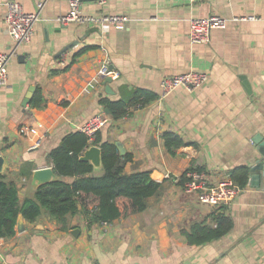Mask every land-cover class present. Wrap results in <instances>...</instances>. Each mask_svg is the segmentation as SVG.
<instances>
[{
    "label": "crops",
    "instance_id": "crops-1",
    "mask_svg": "<svg viewBox=\"0 0 264 264\" xmlns=\"http://www.w3.org/2000/svg\"><path fill=\"white\" fill-rule=\"evenodd\" d=\"M11 1L26 13L39 12L30 44L17 45L8 34ZM81 12L131 21L125 30L65 25L58 18L69 13L67 0H0V54L12 53L8 83L0 86V176L17 184L21 202L34 199L39 186L33 176L44 169L56 175L50 154L63 137L105 113L101 99L127 100L140 89L157 99L124 119L105 113L109 123L100 136L120 144L122 156H132L126 173L148 171L162 189L146 211L107 225L90 222L83 209L68 219L66 230L46 213L35 223L20 217L16 235L0 239V264H264V176L250 185L264 142V0L85 1ZM211 16L240 21L214 30L209 44L192 45L190 21ZM88 48L69 71L52 74ZM105 65L107 72L113 68L111 75L101 72ZM193 72L209 80L164 95L163 79ZM108 77L113 94L106 92ZM32 87L41 91L44 108L23 107ZM168 132L186 143L173 154L164 146ZM238 167L249 169V184L219 208L201 205L180 183L188 170L198 169L215 186ZM100 172L101 167L95 171ZM219 210L233 220L230 233L190 245L182 230L195 223L215 226L212 214Z\"/></svg>",
    "mask_w": 264,
    "mask_h": 264
},
{
    "label": "trees",
    "instance_id": "trees-1",
    "mask_svg": "<svg viewBox=\"0 0 264 264\" xmlns=\"http://www.w3.org/2000/svg\"><path fill=\"white\" fill-rule=\"evenodd\" d=\"M88 49H82L74 55L69 64L54 70L52 74L66 73L84 55ZM157 96L148 91L137 90L134 97L118 101L101 99L100 104L108 110L112 120L127 118L133 108H142ZM46 101L41 91H36L30 107L42 109ZM164 146L170 152L186 145L184 140L175 133H165ZM91 146L101 149V172L95 173L90 161L82 160V156ZM50 158L58 177L51 183L40 186L34 199L21 202L19 189L15 182L0 176V239H10L17 233L20 217L28 223H35L46 213L54 220L61 230L68 228V219L85 211L90 222L110 224L117 219L132 214H139L148 209V200L160 194L162 184L155 181L148 171L128 174L125 165L132 161L131 155L122 156L115 143L103 142L98 133L95 141L89 139L81 131L66 135L55 148ZM234 184L245 189L249 184V169L238 167L230 172ZM69 178L72 181H64ZM183 186L185 180L181 179ZM215 226L195 223L189 229L182 230L187 242L193 246H201L226 236L233 229L234 223L230 216L220 210L212 214Z\"/></svg>",
    "mask_w": 264,
    "mask_h": 264
},
{
    "label": "built area",
    "instance_id": "built-area-1",
    "mask_svg": "<svg viewBox=\"0 0 264 264\" xmlns=\"http://www.w3.org/2000/svg\"><path fill=\"white\" fill-rule=\"evenodd\" d=\"M69 4V13L66 16L58 18L62 24H82L94 27L113 26L117 30H125L131 19L124 15L99 14L97 16H85L81 12L82 0H67ZM192 2L196 0H191ZM100 5L105 4V0H96ZM39 9L43 7L39 4ZM7 14L5 25L8 34L15 44H30L35 36V25L40 20L39 12L26 13L23 6L11 1L6 3ZM253 19V18H250ZM232 21L238 22L239 18L228 20L220 16H211L205 19H192L190 21L189 41L192 45L209 44L211 42L212 32L214 30L226 29ZM12 58V53L0 54V86H6L8 83L9 72L8 65ZM107 66H103L102 73L111 75L113 72H107ZM209 80L206 73H189L185 75L172 76L163 79L162 89L164 95L172 93L179 87L188 90H194L202 87ZM109 123V118L105 113L99 114L88 121L81 132L86 134L89 143L92 144L98 133ZM185 179L184 190L188 194H197L201 205L219 208L233 202L243 191L230 179L212 185L206 173L198 169H190L183 176ZM107 225V223H103Z\"/></svg>",
    "mask_w": 264,
    "mask_h": 264
},
{
    "label": "water",
    "instance_id": "water-1",
    "mask_svg": "<svg viewBox=\"0 0 264 264\" xmlns=\"http://www.w3.org/2000/svg\"><path fill=\"white\" fill-rule=\"evenodd\" d=\"M82 1L85 2V1H96V0H82ZM74 46H75L74 44L68 46L67 48L62 50L58 54V56H61L69 49H72ZM112 71H113V68L109 67V72H112ZM111 82H112L111 77L106 78V80L104 81L106 92L108 94H113L109 86ZM245 86L246 88H248V90H250V86L248 82L246 81H245ZM36 89H37L36 87L30 88V91L28 92V94L26 95L23 101L24 108H27L31 104V100L37 91ZM105 113L109 115L108 110H106ZM117 147L120 151V154L122 155V149H121L120 144H117ZM259 151H260V154L262 155V158L259 159L257 163L251 168V173H250V185L251 186H257L258 182L261 179V176L262 175L264 176V142L260 144ZM82 160L90 161L95 167V170H98L101 167V149L97 146H91L88 150H86V152L82 156ZM3 165H4V159L0 157V174L3 170ZM55 178H56V175L51 169L38 170L35 172L33 176V182L34 184H37L40 187V186H43V185H46L48 183L55 181Z\"/></svg>",
    "mask_w": 264,
    "mask_h": 264
}]
</instances>
